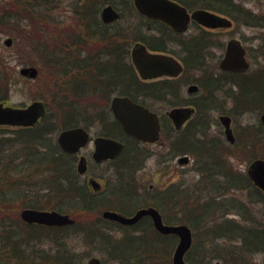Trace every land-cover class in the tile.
<instances>
[{
	"label": "trees",
	"instance_id": "1",
	"mask_svg": "<svg viewBox=\"0 0 264 264\" xmlns=\"http://www.w3.org/2000/svg\"><path fill=\"white\" fill-rule=\"evenodd\" d=\"M60 1L16 0L12 8L16 12L10 11L26 13L32 24L39 23L38 28L33 26L30 43L33 55L41 63L40 73L53 87L41 96L48 109L40 125L6 129V134L0 135V264H85L83 256L66 240L72 233L79 232L89 238L102 239L88 242V252L91 247L117 264H172L176 236L162 235L144 220L136 227H126L101 217L104 208H118L130 214L120 202L108 201V198L114 200L116 193H120L123 200L129 196L134 198L133 175L142 165L147 150L139 146L134 150L133 144L127 141V148L120 157L126 160L114 172L116 183L104 186L100 193H92L86 184L80 183L77 156L64 152L54 139V134L61 129L110 121L108 103L115 92L141 102L147 99L156 102L168 95L171 104L178 105L180 81L141 82L129 53L131 43L137 39H143L152 49L165 50L171 32L167 26L159 24L157 27L166 38L147 40L145 23L137 16L132 0H72L71 22L64 25L51 16L53 27L50 30L49 23L44 26V16L55 10ZM107 3L122 11L121 20L113 25H106L100 19L101 8ZM194 3L201 7L211 6L206 0ZM11 21L14 30L20 29L18 21L21 19H13L8 12L0 11L1 27H8ZM25 32L28 36V31ZM202 38L200 43L189 47V54L196 56V61H204L208 56L207 36ZM27 41H30L29 36ZM190 55L183 56L186 72L200 69L190 67ZM231 77H238L232 80L239 86L237 100L241 101L243 110L263 111L264 67L253 70L248 76L232 74ZM206 80L200 79L203 87ZM7 81L0 71V101L9 98ZM211 96L215 97L214 93ZM203 130L199 128L198 135L193 127L189 141L179 138L178 134L171 146L173 153L199 154L205 164L200 170L203 174L208 172V182L216 190H210L208 197L204 195L206 201L202 203L203 192L197 190L186 195L187 188H181L182 193L170 195L169 208L184 198L187 215L184 222L194 231V244L186 260L191 264H249L250 255L264 253V223H259L255 210L256 205H264V194L253 185L245 171L234 167L230 158L238 156V152L249 161L264 158L263 127L258 124L240 131L234 145L215 140L207 151L203 145L205 139L199 138L200 134L205 135L201 133ZM102 132L120 139L125 137L117 121L111 120ZM232 191H246L247 197L230 196ZM148 192L143 205H154L163 212L166 204L162 189ZM24 207L68 213L75 218V223L66 226L28 224L20 219ZM115 230L124 232L123 240L111 239ZM46 240H51L55 251L39 248L40 242Z\"/></svg>",
	"mask_w": 264,
	"mask_h": 264
},
{
	"label": "flooded vegetation",
	"instance_id": "2",
	"mask_svg": "<svg viewBox=\"0 0 264 264\" xmlns=\"http://www.w3.org/2000/svg\"><path fill=\"white\" fill-rule=\"evenodd\" d=\"M179 3H181L183 6H185L188 11L191 13L192 11H195L197 9H211L213 10V12L221 15L222 17H225L227 19H229V21L232 22V25L230 27H218V28H207L204 27L201 23H199L197 20L191 18L189 23H188V27L182 31H178L175 30L172 26H170L168 23L161 21V20H156V19H152L147 17L146 15H144L143 13H141L136 5H135V1L132 0L133 6L135 8V11L137 13V16H139V18L141 20H143V22L145 23V28H144V34H145V38L149 41H154V38L157 37H165V34H163L161 31V29H159V27H157L159 24L167 26L169 28V31L171 32V39H167L166 44H167V49L165 50H156V49H152L146 41H144L143 39H137L134 40L131 43V46L129 48V53H130V62L133 65L138 78L141 80V82L143 83H154V82H160V81H164V80H171V79H176L178 81H180L181 86H180V101H178V105H172L171 102L168 99V95L164 98V99H160L157 100L156 102H153V100L151 99H147L145 102H141V101H137L135 99H133L131 96L126 95V94H118V93H114L111 95L110 98V102L108 103V110L111 116V120L112 121H117L121 127L123 128V131L125 133V137L124 139H120L117 137H113V136H107L105 134H103V130H105L107 128V126L109 125L110 121H106L104 120L103 122H101L99 124L100 126V131L98 133V135L96 136H92L91 132H90V127H87L88 132L90 134L89 136V143L92 142L94 145V138L97 136H104V137H109V138H113L116 139L120 142H122L125 147L123 149V151L115 158L111 159H106V160H102V161H96L93 158V152H92V156H91V160L88 159V157H86L85 155H80L78 157V162L80 160L81 156L85 157L86 163H87V172L84 174H80V177H87V186L91 188V185L89 184V179L90 178H96L98 179V175L97 173L93 170V167H97L99 164H103V163H107V162H116L117 160L119 162L125 161L126 159H121V155L124 153L125 149L127 148V141L133 144V149L135 150L136 146H139L141 148H144L145 145L147 144H156L158 142H160V140L162 139V137L166 138L168 141L171 140V146L172 143L174 141V139L176 138V135H178V137H183L186 138V141H189L192 138V134L191 129L194 127L196 128V131L198 132L199 128H203L205 135L200 134L201 139H205V142L203 141V145L205 146V150L207 151V148L209 145H213V142L216 140L218 141L219 139H221V142H225L229 145H234L237 141V133H239L240 131H245L246 128L250 127V126H256L258 124H261L264 130V125L261 121V114L264 112L263 111H251V110H243V107L240 105L241 101L238 102L237 100V94H239V86L237 84L234 83V80H232L233 78H237L238 77H231L232 74H236V75H251L250 68H251V62L248 59V51L246 46L244 45L243 41L238 38V37H230L226 44H225V50L223 55L221 56L220 60L217 62H212L208 60V56L205 57L204 61H196V56H191L189 54V47L190 45L193 46L196 43H200L202 41V36L205 35L207 36L208 39V43H209V47L206 48V54L209 55V50H210V43L214 42V38H212L213 34L218 33V32H222V31H229L232 30L235 25H237V23L242 22V23H246V24H251L254 22H257L255 24L260 25L263 24V18L257 15H254L252 12H246L247 10L243 8V6H239V4L235 3V0H206L208 3L211 4L210 7H201L198 6L197 4H195L194 2H199V0H184L186 2L189 3L185 4L183 0H175ZM107 5H112L116 11L119 13V17L112 20V21H105L103 19L102 16V9L107 6ZM220 8H223V10H225L223 12V10H219ZM127 16H129V14H126ZM122 17V11L121 9L117 8L116 6H114V4L112 3H107L105 5L102 6L101 11H100V19L101 21L106 24V25H113L117 22H119L121 20ZM252 17V18H251ZM254 21V22H253ZM197 29L199 32L196 34L194 33V29ZM161 30V31H159ZM235 38L241 41L242 45L246 48V57L248 59V61L250 62V68L246 69V70H238V71H234V70H227L221 67L220 63L225 55L226 49H227V44L229 42L230 39ZM165 41V39H164ZM137 43H141L144 44L150 51L152 52H163V53H167V54H171L173 55L175 58H177L183 65V71L180 73L179 76L177 77H170V76H163V77H157V78H152V79H143L140 77L138 71L136 70L132 59H131V51L133 49V47L135 46V44ZM174 50V51H172ZM189 56V59L191 60L190 63V67H192V69L195 68H200L197 70H191L186 72V66L185 63L183 61V56ZM31 66V65H28ZM37 69L39 70V67L36 66ZM258 67H264V65H258ZM198 73L200 74V76H195L193 77V75L191 73ZM39 77V75H38ZM36 77V78H38ZM210 77V78H209ZM28 78V77H27ZM205 81L207 78H209L208 80H206L205 82V86L203 87L200 83V79H202ZM30 79V78H28ZM213 82L214 85H212L211 83ZM184 86H186V92L184 93L182 91V88H184ZM191 86H196L197 89L196 90H192L189 91V87ZM217 88H216V87ZM211 90L214 93L215 97H212L211 95L213 93H211ZM115 96H129L133 101L138 102L142 105H144L145 107H147L150 111L155 112L159 118V122H160V137L154 141V142H150V141H144L141 140L129 133H127L122 125V123L115 117L112 108H111V101L113 99V97ZM39 101H42L40 99H38ZM228 101H232L231 104H229L230 102ZM45 104V108L47 107L46 102L42 101ZM153 104H152V103ZM203 102H206L203 104ZM158 103V104H157ZM163 104V109L165 108V113L162 112L163 110L158 109L159 104ZM157 104V106H155ZM24 106H26L25 104H22ZM167 107V108H166ZM175 108H179V109H185L184 113L186 115L184 121L182 122L181 126L178 128L173 119L170 117V112L175 109ZM254 112L257 113L259 116V121L256 123H250L248 125H236L233 127V119H237L240 115L244 114L245 112ZM214 113H218L219 117L216 118ZM46 115V114H45ZM44 115V116H45ZM223 117H228L230 119V128L232 131V134L235 138L234 142H231L228 138H227V134H226V126L224 124V122L222 121ZM213 126H217V131L216 132H221L219 130V126H222L223 129V133H224V138L220 135V134H215L213 131ZM200 132H198L199 135ZM136 142L138 145H135ZM95 147V145H94ZM94 150V149H93ZM80 152V151H79ZM78 152V153H79ZM171 152H172V148H171ZM77 153V156H78ZM173 153V152H172ZM177 155H179L177 157V162L179 165L184 166V165H188L192 162L193 164V168L194 170H196L198 172L199 175V179L192 185L188 186L186 185L185 182H182L181 180L175 181L173 183H171L168 186H163L161 188H155L153 185H150V187L146 190V191H142L141 187H138L137 182L135 180V193L133 194V199H135L139 193L138 196H140V194L142 192H146V194L148 195V190L151 189H162L163 191V197H164V201L166 204V208L164 209V211L162 212L159 208H157L154 205H143V204H139L140 206H138V208H136V210L134 211H130V214H126L124 212H122L120 209L118 208H104L101 211V217H103V212L105 210H113L116 211L118 213H121L123 215L126 216H131L133 215L136 211H138L141 208L144 207H149V206H154L156 207L161 215H162V219L163 222L166 224H174V225H179V224H187L190 228L191 225L188 224L187 222H184L185 219H187V215L185 212V208H184V198L179 202L178 205H176L175 207L172 205L169 208L170 205V195L171 194H180L182 193V191L180 190L181 188H187L186 191V195H191L190 192L192 191V193H195V190H197L199 193L203 194L202 198H204V195H206L208 197V193L211 190L212 192H216L215 188L212 189L211 183L210 181L208 182V180H210L209 174L207 172V174H203L202 171L200 170V167H203L205 164H202V160L200 159V155L197 153H192V152H185V153H175ZM242 155V154H241ZM187 156V161L185 162H180V159ZM243 156V155H242ZM127 160H131V159H127ZM132 160H134L132 158ZM231 161V158H230ZM250 162V161H249ZM138 169V168H137ZM136 169V170H137ZM246 172V170H245ZM92 189V188H91ZM102 191H91L92 193H100ZM118 193H116L114 200L111 199L110 197L108 198V201H117L122 203L123 201L125 203L133 200L131 199V197H127L123 200V197L120 193L117 196ZM106 193H104L103 196L106 197ZM206 199L204 198L202 202H205ZM123 202V203H124ZM132 202H137V204L139 203V201L136 199L135 201L133 200ZM167 209H171L174 210L173 212H171L169 215L171 216H166V210ZM182 212V217H177V213L174 212ZM178 212V213H179ZM106 220L118 223L121 225L120 222H117L115 220H110L107 218H104ZM146 221V222H150L153 227L154 226V221L153 218L150 215H144L139 221H137L134 224L131 225H121V226H126V227H136L141 221ZM168 236V235H167ZM176 236V235H175ZM177 241H178V236H176ZM123 239V238H122ZM84 240H86L85 242H96V241H102V239L100 238H85ZM176 241V242H177ZM176 247V246H175ZM175 250V249H174ZM174 252V251H173ZM92 257H97L100 260V264H103L104 261L98 257V256H91L89 258V260ZM173 259V257H172ZM171 259V261H172ZM89 260L87 262V264H89ZM173 264V262H172Z\"/></svg>",
	"mask_w": 264,
	"mask_h": 264
},
{
	"label": "water",
	"instance_id": "3",
	"mask_svg": "<svg viewBox=\"0 0 264 264\" xmlns=\"http://www.w3.org/2000/svg\"><path fill=\"white\" fill-rule=\"evenodd\" d=\"M137 9L149 18L161 20L168 23L175 30L182 31L188 27L191 18L197 20L207 28L230 27L232 22L221 15L207 10L197 9L191 14L187 8L175 0H134ZM103 19L107 22L119 17V13L112 5L102 9ZM12 38L6 40L11 45ZM246 48L241 41L235 38L229 40L225 55L220 63L227 70H246L250 62L246 57ZM132 62L143 79H152L163 76L177 77L183 71L182 63L171 54L163 52H152L144 44L137 43L131 51ZM20 73L30 78L38 76L35 66L22 67ZM196 86L189 87V91L196 90ZM111 108L115 117L122 123L125 131L141 140L154 142L160 137V122L157 114L150 111L144 105L133 101L129 96H115L111 101ZM185 109L175 108L169 114L175 125L179 128L186 115ZM45 104L36 100L26 106H15L0 102V125L30 127L39 123L45 114ZM264 125V112L260 116ZM226 126L227 138L234 142L235 138L230 128V119L223 117ZM89 132L82 126L62 130L58 137L59 145L67 152L76 153L89 141ZM95 150L93 158L96 161L113 159L124 149L125 145L113 138L97 136L94 138ZM187 156L180 162L187 161ZM78 171L85 173L87 163L84 156L78 162ZM247 173L253 183L264 193V158L254 159L247 168ZM90 185L98 191L101 184L97 179L90 178ZM144 215L153 218L155 228L164 234H177L178 244L173 254V264H189L185 260V254L192 246V230L187 224H166L162 215L154 206L144 207L131 216H126L113 210H105L103 217L115 220L122 224L131 225L139 221ZM21 217L28 223H39L45 225H67L74 223V218L69 214L57 210H40L25 208L21 211ZM89 264H100L97 257H92Z\"/></svg>",
	"mask_w": 264,
	"mask_h": 264
},
{
	"label": "rangeland",
	"instance_id": "4",
	"mask_svg": "<svg viewBox=\"0 0 264 264\" xmlns=\"http://www.w3.org/2000/svg\"><path fill=\"white\" fill-rule=\"evenodd\" d=\"M72 0H61L60 5L55 9L52 10L51 13L44 16L45 22L44 26L47 25L50 30L53 27V22H51V16L55 18V21L60 20L62 24L67 25L71 22L72 19V7L71 2ZM16 0H0V11L8 12L13 19H21L18 21L20 25V29L14 30L13 21L10 22V25L6 28L0 26V71L1 73L7 78L8 90H9V100L8 103L10 104H28L34 100H42V94L47 92L46 89L52 90L53 86H50L42 73L40 76L35 80H30L24 76H21L19 71L22 67L27 65H35L41 67V63L37 62L36 55H33L32 47H31V35L33 34V26H39V23H34L28 19V15L26 13H14L16 10H13L14 3ZM74 2V0H73ZM72 2V3H73ZM235 3L239 4V6H243L244 9L247 11L252 12L254 15L260 16L263 18L264 21V0H235ZM10 11H14L11 13ZM19 14V15H18ZM54 21V23H55ZM16 25V21L14 22ZM30 37V41H27V33ZM194 33H198L199 31L195 28ZM238 37L240 38L248 51V59L251 62L250 71L256 70L258 65H264V22L263 24H246L239 22L232 30L229 31H222L213 34L212 38H214V42L210 43V50L208 55V60L215 62L219 61L221 56L225 50V44L230 37ZM11 37L12 44L7 45L5 40ZM34 60L33 64H30L26 60ZM193 77L200 76L198 73H191ZM184 93L186 92V86L182 88ZM231 104L232 101H228ZM152 103V102H151ZM47 104V103H46ZM153 104V103H152ZM158 104V103H157ZM157 104L155 106H157ZM167 108V107H166ZM92 109V108H90ZM158 109L165 111L163 109V104H159ZM165 113V112H164ZM216 118L219 117L218 113H214ZM259 121V116L257 113L254 112H245L244 114L240 115L236 120L233 119V127L238 125H248L250 123H256ZM90 132L92 136L98 135L100 131V126L98 123L89 125ZM214 133L217 131V126H213ZM219 130L221 132H216L215 134H220L224 138V133L222 126H219ZM6 134L4 128L0 127V135ZM58 132L54 134V139H57ZM171 140H167L165 137L160 140V142L156 144H147L144 146V149L147 150L146 157L142 163V165L135 171L133 175V180L137 182L138 187H141L142 191H146L150 185H153L155 188H161L163 186H168L171 183L181 180L185 182L186 185L190 186L194 184L198 179L199 175L196 170L193 168L192 162L188 165L181 166L177 162V157L179 155L171 152ZM94 149V145L90 142L86 147H84L79 153L80 155H85L91 160L92 152ZM244 151V150H240ZM78 157L76 160V166L78 162ZM231 162L234 167L240 171H245L249 160L244 158L239 152L238 156L232 157ZM107 162L103 164H99L97 167H93V170L97 173L99 181L104 186H113L116 183V177L114 172L119 164L123 162ZM80 183L87 185V177H80ZM139 195V193H138ZM137 195V200L139 203L129 201L127 203H119L120 206H123L128 211H134L139 204H143L147 199L146 192H142L140 196ZM230 196L237 195L242 199H246L247 192L246 191H238V192H230ZM118 196V195H117ZM22 210V209H21ZM257 220L260 224L264 223V205L258 204L255 206ZM174 210L167 209L166 216L169 215ZM179 212V211H178ZM177 217H182V212L178 213ZM21 219V218H20ZM124 232L122 230L114 231L113 239L114 241H121ZM200 237V236H199ZM85 238H89L83 235L82 232L77 234L70 235L66 238L67 242L69 243L70 247L75 249L78 255L83 256V260L85 264H87L89 258L91 256H98L100 257L104 263L103 264H117L114 260H108L107 255L103 252L97 251L90 247V251L88 252V244L84 240ZM39 248L41 250H50L51 252L55 251L56 247L51 242V240H46L40 242ZM177 242L175 243L174 247L172 248L171 256L175 249ZM38 248V249H39ZM249 264H264V253L257 252L253 255L248 257ZM215 263V261H214Z\"/></svg>",
	"mask_w": 264,
	"mask_h": 264
}]
</instances>
